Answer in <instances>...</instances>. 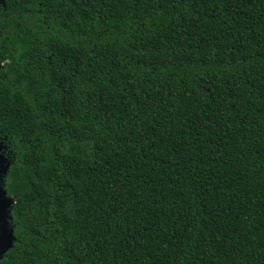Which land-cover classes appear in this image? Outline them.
<instances>
[{
	"label": "trees",
	"instance_id": "obj_1",
	"mask_svg": "<svg viewBox=\"0 0 264 264\" xmlns=\"http://www.w3.org/2000/svg\"><path fill=\"white\" fill-rule=\"evenodd\" d=\"M0 264H264V0H0Z\"/></svg>",
	"mask_w": 264,
	"mask_h": 264
},
{
	"label": "water",
	"instance_id": "obj_2",
	"mask_svg": "<svg viewBox=\"0 0 264 264\" xmlns=\"http://www.w3.org/2000/svg\"><path fill=\"white\" fill-rule=\"evenodd\" d=\"M5 161L0 157V177L5 174L6 168L4 166ZM11 201L6 198V193L4 190L0 187V221L3 218L6 209L10 206ZM12 245V241L10 238L1 237L0 238V255L10 248Z\"/></svg>",
	"mask_w": 264,
	"mask_h": 264
}]
</instances>
